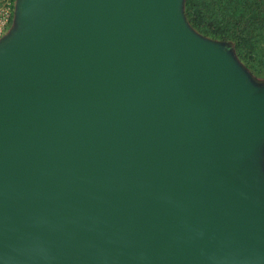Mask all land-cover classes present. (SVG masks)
<instances>
[{"label":"water","instance_id":"water-1","mask_svg":"<svg viewBox=\"0 0 264 264\" xmlns=\"http://www.w3.org/2000/svg\"><path fill=\"white\" fill-rule=\"evenodd\" d=\"M0 264H264V82L184 0H17Z\"/></svg>","mask_w":264,"mask_h":264},{"label":"trees","instance_id":"trees-1","mask_svg":"<svg viewBox=\"0 0 264 264\" xmlns=\"http://www.w3.org/2000/svg\"><path fill=\"white\" fill-rule=\"evenodd\" d=\"M212 1V0H211ZM221 6L220 10H227V14L225 18L233 19L237 18L243 15V12L241 14V10L244 8L250 9H257L256 13L254 15H250L247 21H245L243 24H240V27H237V29H234L233 34H229L230 29H223L222 32L217 33V31L210 30L209 26H201L197 20V16H195V12L192 11V3L193 0H186L185 1V16L188 21V23L191 25V27L199 34L209 37L215 40H218L220 42L226 43L229 45L230 48H232L231 45H233L241 54V48L243 42H246L245 40L241 39H235L234 35L235 33L241 34L245 33V36L243 38H247L248 36H251V43L250 48H254L256 51L263 50L262 56L264 57V0H213ZM210 5L211 3H208ZM240 7V10L237 11V9ZM246 11V9H245ZM260 44L262 46H260ZM237 51V52H238Z\"/></svg>","mask_w":264,"mask_h":264},{"label":"rangeland","instance_id":"rangeland-1","mask_svg":"<svg viewBox=\"0 0 264 264\" xmlns=\"http://www.w3.org/2000/svg\"><path fill=\"white\" fill-rule=\"evenodd\" d=\"M2 1L3 0H0V4L2 3ZM185 1L186 0H184V7H185ZM207 2L211 4L208 5ZM220 9L221 6L217 2L215 4V1L213 0L212 1L193 0L192 3V11L195 12V16H197V20L199 24L202 27L209 26L210 30L212 31L216 30L217 33L222 32L223 29L225 28V29H230L229 34H233L232 31H234V29L240 27V24H243L245 21H247L250 15H254L257 11V9H252L250 11V9L244 8L241 10V14L243 12L241 18L237 17L231 20L225 18L228 11L220 10ZM238 10H240V7L237 9V11ZM184 12H185V8H184ZM244 36L245 33H241V34L235 33L234 35L235 39H241V41L245 40L246 42H243L242 44L241 54H238L239 51L237 50L238 51L237 52L235 47L231 45L233 53L238 59V61L242 64V66L247 70V72L255 81L264 82V57L262 56L263 50L261 49L259 51L258 50L256 51L254 48H250L251 36H248L247 38H243ZM205 38L218 41L209 37H205ZM260 46L262 45L260 44Z\"/></svg>","mask_w":264,"mask_h":264},{"label":"built area","instance_id":"built-area-1","mask_svg":"<svg viewBox=\"0 0 264 264\" xmlns=\"http://www.w3.org/2000/svg\"><path fill=\"white\" fill-rule=\"evenodd\" d=\"M17 0H3L0 4V40L12 29Z\"/></svg>","mask_w":264,"mask_h":264}]
</instances>
